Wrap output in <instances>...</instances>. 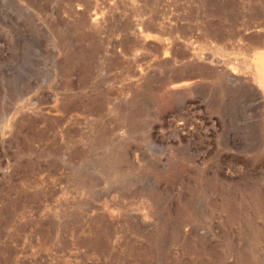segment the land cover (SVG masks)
Instances as JSON below:
<instances>
[{
	"label": "rangeland",
	"instance_id": "obj_1",
	"mask_svg": "<svg viewBox=\"0 0 264 264\" xmlns=\"http://www.w3.org/2000/svg\"><path fill=\"white\" fill-rule=\"evenodd\" d=\"M0 264H264V0H0Z\"/></svg>",
	"mask_w": 264,
	"mask_h": 264
}]
</instances>
